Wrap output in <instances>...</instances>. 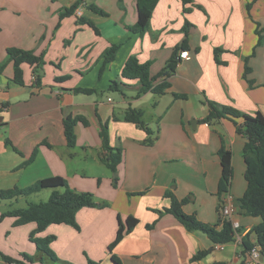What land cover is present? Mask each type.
<instances>
[{
	"label": "crops",
	"instance_id": "crops-1",
	"mask_svg": "<svg viewBox=\"0 0 264 264\" xmlns=\"http://www.w3.org/2000/svg\"><path fill=\"white\" fill-rule=\"evenodd\" d=\"M77 1L0 0V189L26 187L58 175L104 205L81 208L79 228L53 223L35 232L36 222L15 225L14 217H5L0 221V251L14 258L30 254L37 258L32 264H43L41 255L46 264H89L90 259L116 264L109 244L119 220L125 223L134 216L139 223L112 251L122 264H250L249 251L234 241L214 243L164 209L171 205L167 192L178 199L190 197L184 211L217 224L221 206L230 203L235 209L231 218L240 222L242 236L250 234L257 243L252 229L262 218L240 205L247 189L246 136L232 119L204 118L210 111L208 100L264 114V0H193L189 11L182 0H159L142 35L129 29L138 19L137 0H81L72 15L61 19V10ZM90 4L108 15L94 12ZM82 18L92 20L98 31ZM257 28L263 35L260 45ZM114 43L120 45L118 52L105 62L104 52ZM182 44L178 54L188 50L190 56L180 59L173 74L164 73L155 82H170L164 94L139 93L136 79H123L121 89H109L130 55L150 61L155 76ZM11 47L43 55L40 79L32 65L23 63V83L15 81ZM216 48H222V62L216 59ZM246 66L250 70L245 76ZM66 75V80L59 79ZM78 87L93 91L76 92ZM130 107L142 112L151 134L124 119ZM70 115L89 121L75 126L74 147L68 146L65 134L64 120ZM103 124L108 126L110 146L123 150L116 185L102 160L107 153L100 134ZM223 146L233 152L234 175L229 191L219 195ZM51 192L49 188L2 200L0 214L10 206L47 200ZM50 235L55 239L45 244L56 257L34 241ZM0 264L16 263L0 255Z\"/></svg>",
	"mask_w": 264,
	"mask_h": 264
},
{
	"label": "trees",
	"instance_id": "trees-1",
	"mask_svg": "<svg viewBox=\"0 0 264 264\" xmlns=\"http://www.w3.org/2000/svg\"><path fill=\"white\" fill-rule=\"evenodd\" d=\"M159 0H137L138 4V19L137 22L129 29L134 33L144 34L149 30L151 18ZM184 4V10L189 11L187 6L192 3L193 0H182ZM81 0L75 2L70 7H65L61 10V19L72 15ZM90 9L100 15H108V13L97 6L96 4H90ZM82 23L88 24L98 31L95 23L87 18H82ZM188 25L189 22H186ZM259 35L258 44L263 42V35L257 28ZM120 45L111 44L106 48L104 52L105 62L113 60L118 52ZM185 45L177 46L174 55L167 61L163 70L159 75L152 76L151 74V62H141L136 55H130L125 62L120 77L112 81L109 86L110 90H119L122 88L123 79H136L140 83L139 93H145L152 91L157 94H164L166 89L170 87V82L164 80L159 84H155L157 78L166 73L170 76L176 71L177 65L180 61V55L178 50L184 48ZM222 48H216L215 54L218 62H222L218 59V54ZM256 48L254 49V53ZM9 55L14 59L15 68V81L17 83H23V69L22 64L28 63L34 67L37 74V80L40 79V70L43 68L44 59L43 55H37L33 50H26L18 47H11L8 49ZM250 70V67L246 66L245 76ZM69 78L68 75L60 77L61 81ZM252 85V84H251ZM76 92L91 93L93 89L90 88H75ZM177 97H186L183 94H175ZM210 111L207 117L204 118L206 122H212L215 119L229 118L237 124V131L246 136V143L243 148V156L246 163L245 177L247 180V189L244 195L240 198V205L250 215L259 216L262 218L261 223L256 225L252 229V233L257 238V243L262 246V253L264 254V114L260 111L256 113H247L238 108L228 105H222L215 101L208 100ZM1 112V110H0ZM237 118H242L243 122L238 123ZM124 119L134 122L138 126L144 128L149 134L152 133L151 129L142 119V112L135 108H128L126 110ZM88 125L89 121L84 116H68L64 120L65 134L69 147H74L77 143V136L75 133V126L79 123ZM101 137L103 140V147L107 151L106 155L102 157L103 162L111 169L113 173V182L116 185L118 183V165L123 157V150L120 147H112L109 144V134L107 124L102 125ZM150 140V139H149ZM219 157L222 164V176L219 183V195L225 194L229 191L231 180L234 175L233 169V152L226 147H222L219 150ZM52 189L51 195L47 200L34 202L27 201L26 206H10L0 214V221L5 217H14L15 225H23L29 222H36L37 228L35 232L44 231L49 225L56 223H66L76 228H79L77 223V212L83 207H99L104 204H99L95 201L93 193L86 191H77L69 185L68 181L62 176H51L35 181L33 184L26 187H14L9 189H0V201L2 200H17L21 196H30L33 193L39 192L44 189ZM167 197L171 198V205L164 209V212L173 214L183 225L190 231H202L206 233L214 243L224 244L232 242L235 239V233L233 230L231 220L224 218L221 214L223 208H220V219L217 224H209L201 221L196 214H188L184 211L183 207L190 201V197L178 199L174 194L170 192L166 193ZM223 204V203H222ZM161 213V211H160ZM139 223V219L134 216H129L125 223L120 219L119 227L115 239L109 244V250L111 258L116 264H122L120 258L116 256L112 251L113 249L124 239L125 235L131 232ZM221 225V226H220ZM220 226V227H219ZM31 234V239L34 237V233ZM55 239L54 235L47 236L45 240L34 239L35 242L43 249L47 255L56 257V253L51 250L45 242H50ZM255 243L251 240L250 234L242 237L241 247L244 251H250L254 247ZM207 251H201L195 258L205 255ZM0 255L4 257L7 262H14L16 264H32L37 259L36 257L24 253L22 258H14L6 255L0 251ZM38 258L41 259L43 264L44 256L41 255ZM89 264H101L100 261L90 259Z\"/></svg>",
	"mask_w": 264,
	"mask_h": 264
},
{
	"label": "built area",
	"instance_id": "built-area-1",
	"mask_svg": "<svg viewBox=\"0 0 264 264\" xmlns=\"http://www.w3.org/2000/svg\"><path fill=\"white\" fill-rule=\"evenodd\" d=\"M189 56H190L189 51L184 50L180 54V59L188 58ZM34 79L36 80V76L34 77ZM234 212H235L234 207L230 203H228L226 206H224L222 213L223 216L230 218L235 233L234 242L237 243V245L241 246L242 237H243L240 232L241 224L238 220L231 218ZM249 260H250V264H264V255L262 253V246L260 244L255 243L254 247L249 251Z\"/></svg>",
	"mask_w": 264,
	"mask_h": 264
},
{
	"label": "water",
	"instance_id": "water-1",
	"mask_svg": "<svg viewBox=\"0 0 264 264\" xmlns=\"http://www.w3.org/2000/svg\"><path fill=\"white\" fill-rule=\"evenodd\" d=\"M2 119V117L0 116V120Z\"/></svg>",
	"mask_w": 264,
	"mask_h": 264
}]
</instances>
